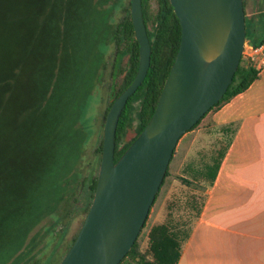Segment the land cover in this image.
<instances>
[{
	"label": "trees",
	"instance_id": "16d2710c",
	"mask_svg": "<svg viewBox=\"0 0 264 264\" xmlns=\"http://www.w3.org/2000/svg\"><path fill=\"white\" fill-rule=\"evenodd\" d=\"M243 5L246 42L257 45L264 28L257 36L255 14L248 15L247 0ZM141 7L150 64L119 117L114 161L150 119L180 44V23L169 0H141ZM103 41L112 43L113 59L102 128L112 101L138 69L130 0H0V264H51L69 248L61 245L72 220L88 211L98 172L91 167L83 175L77 109L101 84L107 66L98 49ZM258 73L241 59L209 111L245 91ZM129 130L134 135L126 139ZM101 151L99 139L94 153L99 157ZM224 153L200 171L209 185ZM188 201L196 220L205 194L190 195ZM194 222L186 227L169 217L153 224L147 233L150 258L139 252L136 239L119 264H177Z\"/></svg>",
	"mask_w": 264,
	"mask_h": 264
},
{
	"label": "water",
	"instance_id": "95a60500",
	"mask_svg": "<svg viewBox=\"0 0 264 264\" xmlns=\"http://www.w3.org/2000/svg\"><path fill=\"white\" fill-rule=\"evenodd\" d=\"M169 1L181 28L178 51L150 119L114 161L119 117L145 78L151 54L141 0H130L138 69L106 113L95 191L57 264L121 262L145 223L178 140L222 98L240 64L246 42L243 0Z\"/></svg>",
	"mask_w": 264,
	"mask_h": 264
},
{
	"label": "crops",
	"instance_id": "0c3cea01",
	"mask_svg": "<svg viewBox=\"0 0 264 264\" xmlns=\"http://www.w3.org/2000/svg\"><path fill=\"white\" fill-rule=\"evenodd\" d=\"M216 114L235 124L232 140L177 264H264V67Z\"/></svg>",
	"mask_w": 264,
	"mask_h": 264
},
{
	"label": "rangeland",
	"instance_id": "374dc122",
	"mask_svg": "<svg viewBox=\"0 0 264 264\" xmlns=\"http://www.w3.org/2000/svg\"><path fill=\"white\" fill-rule=\"evenodd\" d=\"M257 2L260 10L255 12V27L257 28L255 33L258 36L264 28V0H257ZM119 14L122 15V10H119ZM98 49L107 59V66L100 76L101 84L85 95L77 109L78 126L83 137V175L91 167L98 172L100 155L98 157L94 153V148L98 140L102 139V114L110 99L109 84L113 45L108 41L99 42ZM219 109L209 111L194 129L183 134L178 140L168 165V174L150 207L145 226L137 237L139 252L146 254L148 258H150L147 237L149 228L169 217L174 223L189 227L197 216L196 210H192L188 204L190 195H204L205 191L213 186V184L209 185L206 177L203 178L200 175V171L204 170L205 164L213 163L220 157V153L224 152L232 140L235 127L233 122L218 121L216 113ZM133 135L134 131L129 130L126 139ZM83 218L84 215H80L72 220L61 246L68 248L71 245L73 236L78 232ZM57 232L60 233L59 228ZM45 252L48 254L49 250ZM61 258V256H55L51 264H57Z\"/></svg>",
	"mask_w": 264,
	"mask_h": 264
},
{
	"label": "built area",
	"instance_id": "2783aa9c",
	"mask_svg": "<svg viewBox=\"0 0 264 264\" xmlns=\"http://www.w3.org/2000/svg\"><path fill=\"white\" fill-rule=\"evenodd\" d=\"M241 59L244 63H249L258 71L264 67V35L257 45L245 42Z\"/></svg>",
	"mask_w": 264,
	"mask_h": 264
}]
</instances>
